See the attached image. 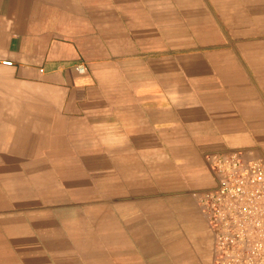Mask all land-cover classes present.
I'll list each match as a JSON object with an SVG mask.
<instances>
[{
	"label": "crops",
	"instance_id": "obj_1",
	"mask_svg": "<svg viewBox=\"0 0 264 264\" xmlns=\"http://www.w3.org/2000/svg\"><path fill=\"white\" fill-rule=\"evenodd\" d=\"M238 149L264 0H0V264H211L197 192Z\"/></svg>",
	"mask_w": 264,
	"mask_h": 264
},
{
	"label": "built area",
	"instance_id": "obj_2",
	"mask_svg": "<svg viewBox=\"0 0 264 264\" xmlns=\"http://www.w3.org/2000/svg\"><path fill=\"white\" fill-rule=\"evenodd\" d=\"M207 161L214 184L197 200L213 238L212 264H264V157L238 149Z\"/></svg>",
	"mask_w": 264,
	"mask_h": 264
},
{
	"label": "rangeland",
	"instance_id": "obj_3",
	"mask_svg": "<svg viewBox=\"0 0 264 264\" xmlns=\"http://www.w3.org/2000/svg\"><path fill=\"white\" fill-rule=\"evenodd\" d=\"M209 230H210V228H209ZM210 233H211V230H210ZM211 236H212V234H211ZM212 261H213V238H212V259H211V264H212Z\"/></svg>",
	"mask_w": 264,
	"mask_h": 264
}]
</instances>
